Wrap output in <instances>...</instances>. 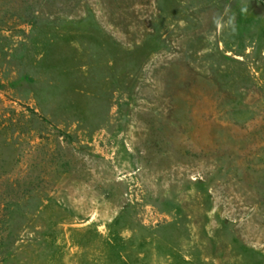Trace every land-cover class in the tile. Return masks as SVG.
I'll use <instances>...</instances> for the list:
<instances>
[{
    "label": "rangeland",
    "instance_id": "obj_1",
    "mask_svg": "<svg viewBox=\"0 0 264 264\" xmlns=\"http://www.w3.org/2000/svg\"><path fill=\"white\" fill-rule=\"evenodd\" d=\"M0 264H264V0H0Z\"/></svg>",
    "mask_w": 264,
    "mask_h": 264
},
{
    "label": "clouds",
    "instance_id": "obj_2",
    "mask_svg": "<svg viewBox=\"0 0 264 264\" xmlns=\"http://www.w3.org/2000/svg\"><path fill=\"white\" fill-rule=\"evenodd\" d=\"M242 11H246V9H242ZM234 20H235V17L233 16L227 21V25L231 26L233 31L235 30ZM213 23L215 24L216 29L218 31L221 30L223 27H225V24L223 23V17L219 15H215L213 17Z\"/></svg>",
    "mask_w": 264,
    "mask_h": 264
}]
</instances>
